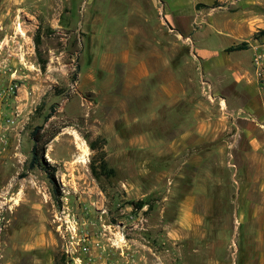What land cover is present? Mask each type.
Returning a JSON list of instances; mask_svg holds the SVG:
<instances>
[{
	"label": "crops",
	"instance_id": "1",
	"mask_svg": "<svg viewBox=\"0 0 264 264\" xmlns=\"http://www.w3.org/2000/svg\"><path fill=\"white\" fill-rule=\"evenodd\" d=\"M85 1L89 90L108 109L105 158L168 181L155 209L178 214L162 215L164 228L178 227L182 238L196 234L205 248L232 242L229 254L215 249L206 264H248L251 222L264 255L262 80L251 61L239 60L248 49L229 50L239 35L264 29V0ZM212 33L228 42L200 43ZM171 193L178 194L174 205ZM216 212L232 222L214 220Z\"/></svg>",
	"mask_w": 264,
	"mask_h": 264
},
{
	"label": "rangeland",
	"instance_id": "2",
	"mask_svg": "<svg viewBox=\"0 0 264 264\" xmlns=\"http://www.w3.org/2000/svg\"><path fill=\"white\" fill-rule=\"evenodd\" d=\"M85 7V0H0V264H206L215 249L229 254L231 241L205 248L196 234L182 238L178 227L161 225L162 215L178 214L155 209L167 180L105 158L101 121L108 109L89 90ZM239 37L235 43L249 50L239 60L252 63L251 48H263L264 29ZM199 41L212 48L228 39L212 33ZM38 126L49 139L43 158L55 169L54 181L27 168L30 133ZM138 201L143 209L133 206ZM212 214L232 222L228 213ZM253 223L248 264H264Z\"/></svg>",
	"mask_w": 264,
	"mask_h": 264
},
{
	"label": "trees",
	"instance_id": "3",
	"mask_svg": "<svg viewBox=\"0 0 264 264\" xmlns=\"http://www.w3.org/2000/svg\"><path fill=\"white\" fill-rule=\"evenodd\" d=\"M241 49H246L245 42H241L229 48V50H241ZM40 130H41V127L38 126V127H35L30 133L33 143H32L31 150H30V158L27 162V168L34 169L38 167L42 169L48 175L51 181H54L55 169L54 167L49 165L43 158L45 147L49 139H43V135L40 134ZM52 136L53 135H51V137ZM144 204H145L144 202L138 201L137 203L133 204V206L136 208H142Z\"/></svg>",
	"mask_w": 264,
	"mask_h": 264
},
{
	"label": "built area",
	"instance_id": "4",
	"mask_svg": "<svg viewBox=\"0 0 264 264\" xmlns=\"http://www.w3.org/2000/svg\"><path fill=\"white\" fill-rule=\"evenodd\" d=\"M253 50V59L252 63L255 69V73L258 78L262 79L263 77V67H264V44L263 48H260L257 45L252 46L251 48ZM261 84L264 87V81H261Z\"/></svg>",
	"mask_w": 264,
	"mask_h": 264
},
{
	"label": "bare ground",
	"instance_id": "5",
	"mask_svg": "<svg viewBox=\"0 0 264 264\" xmlns=\"http://www.w3.org/2000/svg\"><path fill=\"white\" fill-rule=\"evenodd\" d=\"M18 30L21 32V28L20 27H18ZM22 35V34H21Z\"/></svg>",
	"mask_w": 264,
	"mask_h": 264
}]
</instances>
